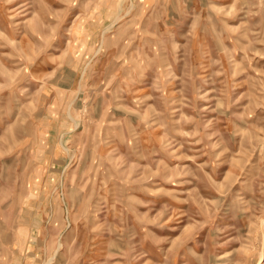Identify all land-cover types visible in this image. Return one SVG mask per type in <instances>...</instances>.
<instances>
[{
  "label": "rangeland",
  "instance_id": "1",
  "mask_svg": "<svg viewBox=\"0 0 264 264\" xmlns=\"http://www.w3.org/2000/svg\"><path fill=\"white\" fill-rule=\"evenodd\" d=\"M0 264H264V0H0Z\"/></svg>",
  "mask_w": 264,
  "mask_h": 264
}]
</instances>
